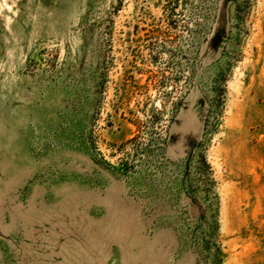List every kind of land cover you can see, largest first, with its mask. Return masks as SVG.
Masks as SVG:
<instances>
[{"label": "rangeland", "instance_id": "rangeland-1", "mask_svg": "<svg viewBox=\"0 0 264 264\" xmlns=\"http://www.w3.org/2000/svg\"><path fill=\"white\" fill-rule=\"evenodd\" d=\"M0 264H264V0H0Z\"/></svg>", "mask_w": 264, "mask_h": 264}, {"label": "water", "instance_id": "water-1", "mask_svg": "<svg viewBox=\"0 0 264 264\" xmlns=\"http://www.w3.org/2000/svg\"><path fill=\"white\" fill-rule=\"evenodd\" d=\"M191 125H195L196 127V121L194 119V114L190 115L184 122L183 127L184 130H187Z\"/></svg>", "mask_w": 264, "mask_h": 264}]
</instances>
